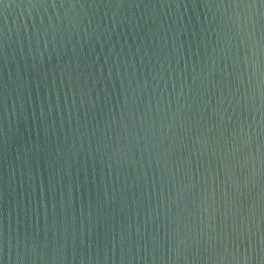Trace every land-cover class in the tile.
<instances>
[{"label": "water", "instance_id": "obj_1", "mask_svg": "<svg viewBox=\"0 0 264 264\" xmlns=\"http://www.w3.org/2000/svg\"><path fill=\"white\" fill-rule=\"evenodd\" d=\"M0 264H264V0H0Z\"/></svg>", "mask_w": 264, "mask_h": 264}]
</instances>
